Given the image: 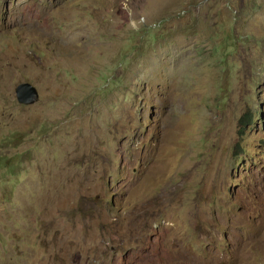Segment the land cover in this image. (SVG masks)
<instances>
[{
    "label": "rangeland",
    "instance_id": "obj_1",
    "mask_svg": "<svg viewBox=\"0 0 264 264\" xmlns=\"http://www.w3.org/2000/svg\"><path fill=\"white\" fill-rule=\"evenodd\" d=\"M0 264H264V0H0Z\"/></svg>",
    "mask_w": 264,
    "mask_h": 264
},
{
    "label": "water",
    "instance_id": "obj_2",
    "mask_svg": "<svg viewBox=\"0 0 264 264\" xmlns=\"http://www.w3.org/2000/svg\"><path fill=\"white\" fill-rule=\"evenodd\" d=\"M14 93L17 103L23 106L33 105L39 99L37 90L29 83L18 84Z\"/></svg>",
    "mask_w": 264,
    "mask_h": 264
},
{
    "label": "clouds",
    "instance_id": "obj_3",
    "mask_svg": "<svg viewBox=\"0 0 264 264\" xmlns=\"http://www.w3.org/2000/svg\"><path fill=\"white\" fill-rule=\"evenodd\" d=\"M241 129H243V128H241Z\"/></svg>",
    "mask_w": 264,
    "mask_h": 264
}]
</instances>
